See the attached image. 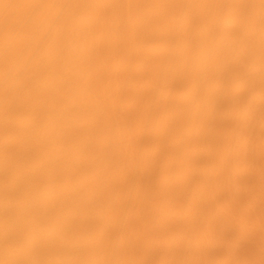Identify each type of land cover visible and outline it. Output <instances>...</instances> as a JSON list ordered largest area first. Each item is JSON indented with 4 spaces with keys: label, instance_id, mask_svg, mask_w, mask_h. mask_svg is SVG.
<instances>
[{
    "label": "bare ground",
    "instance_id": "bare-ground-1",
    "mask_svg": "<svg viewBox=\"0 0 264 264\" xmlns=\"http://www.w3.org/2000/svg\"><path fill=\"white\" fill-rule=\"evenodd\" d=\"M0 264H264V0H0Z\"/></svg>",
    "mask_w": 264,
    "mask_h": 264
}]
</instances>
